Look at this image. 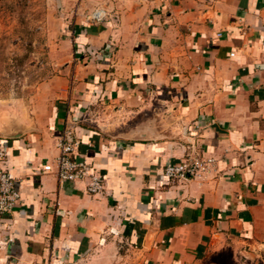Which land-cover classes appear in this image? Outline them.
<instances>
[{"label": "crops", "instance_id": "crops-1", "mask_svg": "<svg viewBox=\"0 0 264 264\" xmlns=\"http://www.w3.org/2000/svg\"><path fill=\"white\" fill-rule=\"evenodd\" d=\"M51 3L58 74L0 111V264H264V0ZM66 128L101 194L42 172Z\"/></svg>", "mask_w": 264, "mask_h": 264}, {"label": "rangeland", "instance_id": "rangeland-1", "mask_svg": "<svg viewBox=\"0 0 264 264\" xmlns=\"http://www.w3.org/2000/svg\"><path fill=\"white\" fill-rule=\"evenodd\" d=\"M51 0H0V111L37 97L38 87L58 74L62 50L55 36ZM53 18V19H52Z\"/></svg>", "mask_w": 264, "mask_h": 264}, {"label": "built area", "instance_id": "built-area-1", "mask_svg": "<svg viewBox=\"0 0 264 264\" xmlns=\"http://www.w3.org/2000/svg\"><path fill=\"white\" fill-rule=\"evenodd\" d=\"M104 17V12L97 9L88 16V21L96 25L101 23ZM76 146L77 142L73 139L72 130L70 128L64 129L57 140L59 155L55 158L53 164L44 165L42 172L54 173L59 182L87 180V193L90 195L101 194L104 190L102 180L100 177L90 173L88 165L76 161L74 158ZM210 162L211 160H203L194 149L190 148L178 163L166 165L163 170V175L168 181L186 180L206 171ZM18 198L19 194L14 187L13 178L0 165V218L12 212Z\"/></svg>", "mask_w": 264, "mask_h": 264}]
</instances>
